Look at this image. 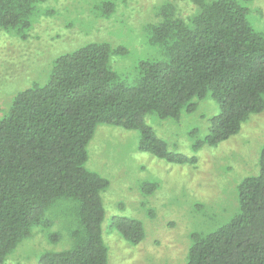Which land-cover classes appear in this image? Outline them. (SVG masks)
Wrapping results in <instances>:
<instances>
[{
    "label": "trees",
    "instance_id": "16d2710c",
    "mask_svg": "<svg viewBox=\"0 0 264 264\" xmlns=\"http://www.w3.org/2000/svg\"><path fill=\"white\" fill-rule=\"evenodd\" d=\"M194 1L200 9L189 23L166 3L161 20L146 26L158 56L139 61L133 81L111 65L124 48L90 42L58 56L46 81L13 97L0 117V264L35 228L50 231L63 218L71 246L43 251L37 264H108L102 196L110 181L87 167L98 125L135 130L139 151L189 164L196 158L172 152L147 116L179 122L212 99L219 113L194 142L197 152L229 140L264 112V34L251 24V0ZM39 2L0 0V28L27 40ZM101 9L109 16L115 5ZM155 187L144 183L142 191ZM237 192L239 211L213 231L192 233L185 264H264V145L259 173L245 177ZM111 225L131 244L145 239L138 219L115 216ZM62 237L48 233L53 243Z\"/></svg>",
    "mask_w": 264,
    "mask_h": 264
},
{
    "label": "rangeland",
    "instance_id": "374dc122",
    "mask_svg": "<svg viewBox=\"0 0 264 264\" xmlns=\"http://www.w3.org/2000/svg\"><path fill=\"white\" fill-rule=\"evenodd\" d=\"M107 2L115 5L109 16L101 9ZM166 3L173 4L177 16L188 23L200 9L194 0H40L27 40L0 28V117L17 93L46 81L58 56L90 42L124 48L126 54H114L111 65L122 79L133 81L138 62L158 56L146 26L161 20ZM246 3L253 28L264 34V0ZM218 113V105L206 99L179 122L147 116L146 122L172 152L196 158L189 164L169 163L139 151L140 135L135 130L97 126L88 146L87 167L110 181L102 196L108 264H185L192 233L213 231L239 211L238 185L259 173L264 112L251 115L229 140L195 152L194 142L205 138L210 119ZM144 183L155 184L153 192H143ZM115 216L140 220L145 239L129 243L112 228ZM64 221L68 220H59L46 232L35 228L6 264H37L43 251L68 249L71 241L62 228ZM49 232H61L62 240L50 242Z\"/></svg>",
    "mask_w": 264,
    "mask_h": 264
}]
</instances>
